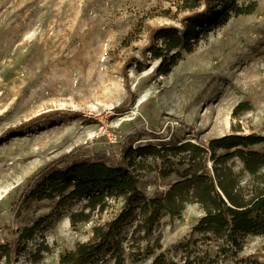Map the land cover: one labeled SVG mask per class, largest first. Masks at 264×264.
<instances>
[{
  "label": "rangeland",
  "instance_id": "obj_1",
  "mask_svg": "<svg viewBox=\"0 0 264 264\" xmlns=\"http://www.w3.org/2000/svg\"><path fill=\"white\" fill-rule=\"evenodd\" d=\"M250 1L252 13L212 27L163 75L143 48L156 27L181 28L190 14L185 0H0V243L42 222L17 264H58L121 205L111 202L72 226L69 214L84 200L65 208L53 200L21 202L44 167L121 162L127 147L140 144L264 134V0H238ZM136 60L145 62L141 70ZM175 178L151 171L139 185L152 196ZM201 215L189 204L164 217L162 251L189 236ZM39 244L48 251L35 260ZM240 257V264H264V233L248 235Z\"/></svg>",
  "mask_w": 264,
  "mask_h": 264
},
{
  "label": "trees",
  "instance_id": "obj_2",
  "mask_svg": "<svg viewBox=\"0 0 264 264\" xmlns=\"http://www.w3.org/2000/svg\"><path fill=\"white\" fill-rule=\"evenodd\" d=\"M182 7L190 14L181 28L156 27L143 48L148 59L157 61V74L169 73L183 52L192 51L215 25L252 13L256 2L185 0ZM134 63L137 70L145 64ZM151 171L176 178L165 191L150 196L139 183ZM29 200H53L57 208L84 200L81 209L69 214L72 226L102 214L111 202L121 203L111 218L92 226L87 240L61 253L58 264H240L246 237L264 233V134L231 132L207 143L140 144L127 147L121 162L76 159L46 166L21 194V202ZM189 204H197L202 215L189 236L162 251L161 220L179 216ZM41 223L0 243V263L17 264ZM42 250L48 247L39 244L35 260Z\"/></svg>",
  "mask_w": 264,
  "mask_h": 264
},
{
  "label": "built area",
  "instance_id": "obj_3",
  "mask_svg": "<svg viewBox=\"0 0 264 264\" xmlns=\"http://www.w3.org/2000/svg\"><path fill=\"white\" fill-rule=\"evenodd\" d=\"M110 137H111L110 140H115V135L110 136Z\"/></svg>",
  "mask_w": 264,
  "mask_h": 264
},
{
  "label": "bare ground",
  "instance_id": "obj_4",
  "mask_svg": "<svg viewBox=\"0 0 264 264\" xmlns=\"http://www.w3.org/2000/svg\"><path fill=\"white\" fill-rule=\"evenodd\" d=\"M139 102V100H137L135 103L137 104Z\"/></svg>",
  "mask_w": 264,
  "mask_h": 264
}]
</instances>
